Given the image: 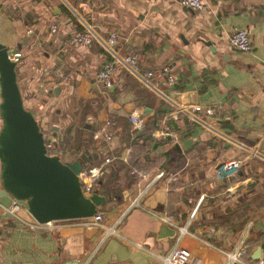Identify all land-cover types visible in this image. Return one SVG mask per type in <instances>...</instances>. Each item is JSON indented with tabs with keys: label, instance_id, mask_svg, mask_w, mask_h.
<instances>
[{
	"label": "crops",
	"instance_id": "0c3cea01",
	"mask_svg": "<svg viewBox=\"0 0 264 264\" xmlns=\"http://www.w3.org/2000/svg\"><path fill=\"white\" fill-rule=\"evenodd\" d=\"M204 2L198 12L177 0H0V43L9 55L21 54L16 71L24 106L36 112L50 150L64 161L86 153V167L104 166L90 194L106 196L95 213L103 215L100 224L67 218L39 229L26 205L6 211L15 199L4 193L0 161V264H163L178 243L202 255L203 264H226L220 248L233 251L240 241L247 243L246 260L261 256L264 0ZM84 23L105 38L116 33V51L134 56L141 73L154 71V87L123 67L113 87H105L97 75L111 54L98 42L70 43ZM238 28L250 32L252 52L230 44ZM54 103L50 133L39 115ZM133 114L144 120L141 129H133ZM103 129L114 142L95 137ZM229 159L242 160L238 174L215 180V168ZM228 186L235 189L229 196ZM136 197L140 205L131 207Z\"/></svg>",
	"mask_w": 264,
	"mask_h": 264
},
{
	"label": "water",
	"instance_id": "95a60500",
	"mask_svg": "<svg viewBox=\"0 0 264 264\" xmlns=\"http://www.w3.org/2000/svg\"><path fill=\"white\" fill-rule=\"evenodd\" d=\"M17 65L0 43V161L4 193L26 205L40 222L90 217L106 199L98 191L84 193L80 175L90 159L85 153L78 160L64 161L57 149L48 151L36 112L24 106ZM59 91L56 88L49 95H58ZM173 97L187 102L185 94Z\"/></svg>",
	"mask_w": 264,
	"mask_h": 264
},
{
	"label": "built area",
	"instance_id": "2783aa9c",
	"mask_svg": "<svg viewBox=\"0 0 264 264\" xmlns=\"http://www.w3.org/2000/svg\"><path fill=\"white\" fill-rule=\"evenodd\" d=\"M80 2L82 1H90V0H78ZM177 2L186 8L192 9L193 11H203L205 8V2L204 0H177ZM85 30L82 33L75 34L70 39V43L73 46L78 47H88L91 46L93 43L98 42L101 44L112 56V59L110 61H107L102 69L99 71L97 77L98 80L107 88H111L114 85V76L119 67L126 68L127 70L133 72V74L140 76V78L143 80V82L153 88V78H154V71H147L144 73L140 72L139 63L137 59L134 56L131 55H125L121 56L115 49L116 41H117V34L111 33L108 38H105L101 36L97 31L93 28V26L89 23H84ZM57 25L51 26V31L53 33L57 32ZM230 44L238 49L241 52L244 53H250L253 50V40L250 32L246 28H238L230 37ZM21 54L16 53L13 55H10L11 59L18 62L20 59ZM166 79V82L168 84H172L175 82V76L172 73V70L170 67L165 66L161 71ZM46 92L48 90H45ZM197 110H201V107H198ZM207 115L213 114L212 108L206 109ZM131 122L133 124V129H141L144 125V120L139 117L136 114H133L131 116ZM104 137L109 142H114V136L106 129L100 130L95 134V137ZM106 163H110L111 159L107 158L105 160ZM242 167V160L240 159H229L226 160L215 168V174L214 179L215 180H223V179H229L231 177H235L239 170ZM103 168L104 166L99 167H86L83 171V173L80 175L81 179L83 180V190L84 193L89 195L91 191L92 183L100 177L103 174ZM164 175V172H160L157 177H162ZM235 189L232 186H228L226 189L227 195H232ZM201 199L204 198V194L201 195ZM140 205L139 197H136L131 202V207H135ZM16 200L8 205L4 206L6 208V211L11 214H16L18 209L21 207ZM198 211V205H196L192 212L191 216L194 217ZM163 220L166 222H169L171 224L174 223L173 217L167 215H159ZM87 219L94 223V224H100L103 221V215L101 213L94 214L90 217H87ZM60 220V219H58ZM58 220H50L47 222H40L37 219H35L33 226L38 227L39 229L44 230H52L56 227V222ZM180 229L182 232H189L188 229L185 226H180ZM217 230L216 225L210 226V232H215ZM113 231H115L113 229ZM193 236L202 238L203 241H205L208 245L212 244V242L209 239H206V237H202L196 233H191ZM220 251L225 253L228 257L226 264H264V252L261 254L259 258L253 261H248L244 258V255L247 253V243L245 241H240L239 245L235 247L233 251H227L223 248H220ZM204 258L202 255L198 254L197 252L191 250L188 247H185L181 244H176L173 249L169 252V254L164 258L163 264H203Z\"/></svg>",
	"mask_w": 264,
	"mask_h": 264
},
{
	"label": "rangeland",
	"instance_id": "374dc122",
	"mask_svg": "<svg viewBox=\"0 0 264 264\" xmlns=\"http://www.w3.org/2000/svg\"><path fill=\"white\" fill-rule=\"evenodd\" d=\"M56 108H57V104L54 103L53 105L49 106L48 109L45 108V111H46V114H45V115H42V114L39 115V119L41 120V125L43 124V126L49 128V132H50V133H52V132L54 133V131H52V129H51L52 122H47V123H46V121H47V119H48L47 115H51V116L54 115V111L56 110ZM51 131H52V132H51ZM71 141H73V139H72ZM46 144H47V146H48V151L51 152V151H50V147H51L52 145L49 144V139L46 140ZM52 150H53V148H52ZM57 150H58V149H57ZM58 151H59V150H58ZM59 153H60V152H59Z\"/></svg>",
	"mask_w": 264,
	"mask_h": 264
},
{
	"label": "trees",
	"instance_id": "16d2710c",
	"mask_svg": "<svg viewBox=\"0 0 264 264\" xmlns=\"http://www.w3.org/2000/svg\"><path fill=\"white\" fill-rule=\"evenodd\" d=\"M50 151H52V150H50Z\"/></svg>",
	"mask_w": 264,
	"mask_h": 264
}]
</instances>
